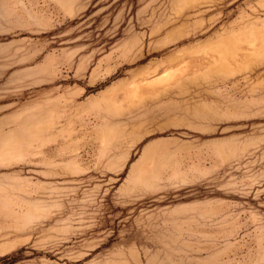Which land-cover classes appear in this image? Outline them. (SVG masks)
<instances>
[{"label":"rangeland","instance_id":"obj_1","mask_svg":"<svg viewBox=\"0 0 264 264\" xmlns=\"http://www.w3.org/2000/svg\"><path fill=\"white\" fill-rule=\"evenodd\" d=\"M0 264H264V0H0Z\"/></svg>","mask_w":264,"mask_h":264}]
</instances>
